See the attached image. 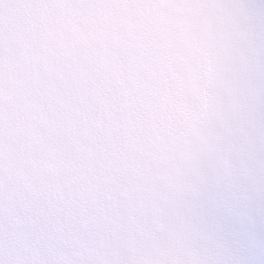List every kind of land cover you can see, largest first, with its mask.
Instances as JSON below:
<instances>
[{"label": "snow or ice", "instance_id": "6c2138e0", "mask_svg": "<svg viewBox=\"0 0 264 264\" xmlns=\"http://www.w3.org/2000/svg\"><path fill=\"white\" fill-rule=\"evenodd\" d=\"M0 264H264V0H0Z\"/></svg>", "mask_w": 264, "mask_h": 264}]
</instances>
